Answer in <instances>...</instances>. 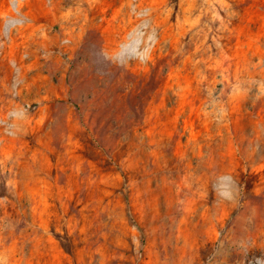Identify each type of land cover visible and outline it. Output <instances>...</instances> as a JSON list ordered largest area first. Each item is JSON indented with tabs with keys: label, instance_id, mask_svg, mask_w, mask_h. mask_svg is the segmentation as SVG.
Here are the masks:
<instances>
[{
	"label": "rangeland",
	"instance_id": "374dc122",
	"mask_svg": "<svg viewBox=\"0 0 264 264\" xmlns=\"http://www.w3.org/2000/svg\"><path fill=\"white\" fill-rule=\"evenodd\" d=\"M0 264H264V0H0Z\"/></svg>",
	"mask_w": 264,
	"mask_h": 264
}]
</instances>
